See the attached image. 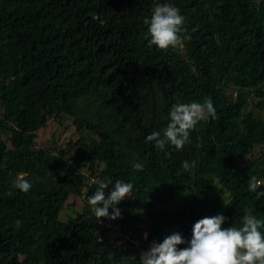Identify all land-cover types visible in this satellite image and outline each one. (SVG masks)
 Wrapping results in <instances>:
<instances>
[{
    "label": "trees",
    "instance_id": "obj_1",
    "mask_svg": "<svg viewBox=\"0 0 264 264\" xmlns=\"http://www.w3.org/2000/svg\"><path fill=\"white\" fill-rule=\"evenodd\" d=\"M164 3L185 18L183 54L148 45L143 21ZM206 97L216 117L182 150L146 140L163 136L173 105ZM263 112L264 0H0V264H139L172 234L186 247L202 218L223 215L225 228L264 219V152L253 153ZM64 116L78 140L37 148V132ZM21 173L27 193L13 186ZM93 180H111L106 194L116 180L133 184L119 218L96 220ZM71 196L84 206L62 221ZM115 227L124 244L109 239Z\"/></svg>",
    "mask_w": 264,
    "mask_h": 264
},
{
    "label": "clouds",
    "instance_id": "obj_2",
    "mask_svg": "<svg viewBox=\"0 0 264 264\" xmlns=\"http://www.w3.org/2000/svg\"><path fill=\"white\" fill-rule=\"evenodd\" d=\"M184 20L178 8L168 3L158 4L151 18H145L143 21L147 25L148 45L162 52L182 47L187 39L181 35L184 31ZM210 117H216V109L213 101L207 97L202 103L194 101L173 105L170 110V122L163 136L154 132L148 135L146 140L154 141L155 147L161 150L165 145H171L176 151H180L185 144L191 143L190 133L197 123ZM134 167L137 170L142 169L141 164ZM190 167L187 161L182 163V169L188 170ZM26 176V173H21L13 185L22 193H27L32 188V183L25 179ZM92 182L97 184V188L88 196L87 202L96 220L119 218L120 211L116 206L131 193L133 184L116 180L106 194L105 190L109 188L111 180ZM260 184L261 181L255 176L250 177L249 191L256 192ZM260 196H264V192L257 194V198ZM224 222L223 215L198 220L192 227L190 241L182 249H178V246L186 241L178 233L166 237L161 243L153 242L147 251L140 254L139 264H264V233L261 232L264 219L245 214L239 227H222Z\"/></svg>",
    "mask_w": 264,
    "mask_h": 264
},
{
    "label": "rangeland",
    "instance_id": "obj_3",
    "mask_svg": "<svg viewBox=\"0 0 264 264\" xmlns=\"http://www.w3.org/2000/svg\"><path fill=\"white\" fill-rule=\"evenodd\" d=\"M179 52L183 54L182 47H179ZM229 94L234 96V92L231 90H228ZM264 118V112L262 113ZM248 118H244L246 121ZM81 136L80 133L76 130L75 126L72 124V121L67 116H64L63 118L59 120L51 119L48 121L47 126L37 132L35 146L37 148H48L54 151V153L58 151H65L68 148H71V144L78 140V138ZM262 149V152H264V146L256 148L253 150V153L256 151H260ZM258 151V152H259ZM251 156H247L244 160H239V164L243 165L245 162L250 161ZM81 173L87 172L86 169L81 170ZM155 201V199H153ZM83 199L81 197H75L71 196L68 198V200L65 203V206L63 210L60 213V220L66 221L70 216H73L74 213L81 212L83 208ZM157 208H169L174 209L177 205L175 204H164L160 205L156 202ZM146 237V235H143V238ZM115 238H118L119 244H124L126 241V235H124L122 232H120L117 227H115V230L111 233L109 236V239L113 240ZM137 243V242H136Z\"/></svg>",
    "mask_w": 264,
    "mask_h": 264
}]
</instances>
